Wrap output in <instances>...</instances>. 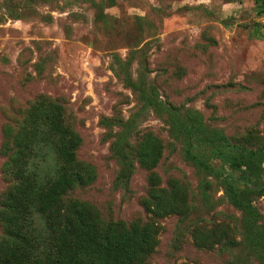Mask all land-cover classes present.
I'll return each mask as SVG.
<instances>
[{
    "label": "rangeland",
    "instance_id": "374dc122",
    "mask_svg": "<svg viewBox=\"0 0 264 264\" xmlns=\"http://www.w3.org/2000/svg\"><path fill=\"white\" fill-rule=\"evenodd\" d=\"M255 8L254 0H0V208L15 183L8 130L16 133L42 96L64 106L81 137L77 158L95 171L67 198L93 204L106 221L157 222L153 264H264V194L255 196V216L237 209L221 180L183 158L164 113L140 111L142 94H150L264 144V14ZM132 117L133 145L148 132L166 145L155 169L135 162L125 171L115 150ZM153 171L167 203L174 179L185 188L188 215L157 217L145 208ZM226 226L234 244L200 246Z\"/></svg>",
    "mask_w": 264,
    "mask_h": 264
},
{
    "label": "trees",
    "instance_id": "16d2710c",
    "mask_svg": "<svg viewBox=\"0 0 264 264\" xmlns=\"http://www.w3.org/2000/svg\"><path fill=\"white\" fill-rule=\"evenodd\" d=\"M254 1L256 13L264 14V0ZM129 82L138 87L132 79ZM142 99L140 111L164 113L170 135L180 138L183 158L198 172L221 180L227 200L255 216V196L264 194V144L252 134L242 139L230 136L192 109L185 112L146 93ZM137 119L125 122L115 145L123 155L125 171L133 169L135 162L155 169L166 146L152 132L136 138L133 145L132 137H139ZM8 133L12 139L5 148L9 149L10 142L14 146L8 168L15 183L0 208V264H153L149 257L159 245L157 222L106 221L93 204L67 198L75 188L91 183L95 171L77 158L81 137L66 121L61 103L37 98L17 132ZM215 160L220 163L213 164ZM173 181L171 193L165 191L171 199L167 203L159 174L151 172L150 198L144 205L154 216L191 212L185 188L180 192L177 180ZM212 232L210 238L199 240L200 246L236 242L230 226ZM252 242L258 245L262 240L253 237Z\"/></svg>",
    "mask_w": 264,
    "mask_h": 264
}]
</instances>
